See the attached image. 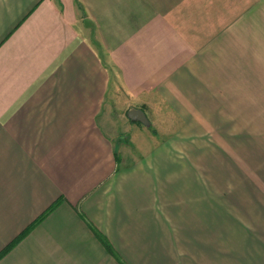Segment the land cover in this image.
Segmentation results:
<instances>
[{
	"label": "crops",
	"instance_id": "0c3cea01",
	"mask_svg": "<svg viewBox=\"0 0 264 264\" xmlns=\"http://www.w3.org/2000/svg\"><path fill=\"white\" fill-rule=\"evenodd\" d=\"M55 201L0 264H264V0H0V252Z\"/></svg>",
	"mask_w": 264,
	"mask_h": 264
},
{
	"label": "trees",
	"instance_id": "16d2710c",
	"mask_svg": "<svg viewBox=\"0 0 264 264\" xmlns=\"http://www.w3.org/2000/svg\"><path fill=\"white\" fill-rule=\"evenodd\" d=\"M56 201L47 208V210L45 212H43V214H41L33 223H31L26 229H24L15 239H13L10 243H8L6 245V247L0 252V257L7 252L10 248H12V246H14L15 243H17L22 237H24V235L29 231V229L36 224L49 210H51L52 208H54L56 206Z\"/></svg>",
	"mask_w": 264,
	"mask_h": 264
},
{
	"label": "water",
	"instance_id": "95a60500",
	"mask_svg": "<svg viewBox=\"0 0 264 264\" xmlns=\"http://www.w3.org/2000/svg\"><path fill=\"white\" fill-rule=\"evenodd\" d=\"M128 116L131 119H136V120L141 121V122H145L146 121V119L141 114V111L138 110V109H130L129 112H128Z\"/></svg>",
	"mask_w": 264,
	"mask_h": 264
},
{
	"label": "rangeland",
	"instance_id": "374dc122",
	"mask_svg": "<svg viewBox=\"0 0 264 264\" xmlns=\"http://www.w3.org/2000/svg\"><path fill=\"white\" fill-rule=\"evenodd\" d=\"M119 99H123V96H119ZM206 147L208 148V150H211V148L213 150H220V147L221 145L219 143H214V144H207V145H204V149L203 150H206Z\"/></svg>",
	"mask_w": 264,
	"mask_h": 264
}]
</instances>
